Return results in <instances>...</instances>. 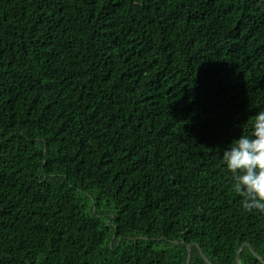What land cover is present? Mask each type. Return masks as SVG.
Segmentation results:
<instances>
[{
	"label": "trees",
	"instance_id": "obj_1",
	"mask_svg": "<svg viewBox=\"0 0 264 264\" xmlns=\"http://www.w3.org/2000/svg\"><path fill=\"white\" fill-rule=\"evenodd\" d=\"M259 111L264 0H0V264H264Z\"/></svg>",
	"mask_w": 264,
	"mask_h": 264
},
{
	"label": "clouds",
	"instance_id": "obj_2",
	"mask_svg": "<svg viewBox=\"0 0 264 264\" xmlns=\"http://www.w3.org/2000/svg\"><path fill=\"white\" fill-rule=\"evenodd\" d=\"M223 161L243 207L264 212V111L252 117L250 134H242L224 150Z\"/></svg>",
	"mask_w": 264,
	"mask_h": 264
},
{
	"label": "water",
	"instance_id": "obj_3",
	"mask_svg": "<svg viewBox=\"0 0 264 264\" xmlns=\"http://www.w3.org/2000/svg\"><path fill=\"white\" fill-rule=\"evenodd\" d=\"M189 250H190V248H189ZM190 255H191V252H190Z\"/></svg>",
	"mask_w": 264,
	"mask_h": 264
}]
</instances>
